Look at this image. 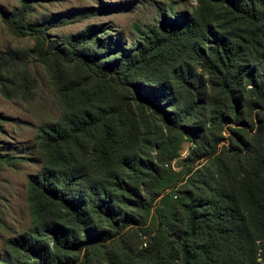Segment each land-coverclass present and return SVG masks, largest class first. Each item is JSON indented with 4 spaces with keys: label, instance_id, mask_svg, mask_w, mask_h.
<instances>
[{
    "label": "trees",
    "instance_id": "trees-1",
    "mask_svg": "<svg viewBox=\"0 0 264 264\" xmlns=\"http://www.w3.org/2000/svg\"><path fill=\"white\" fill-rule=\"evenodd\" d=\"M33 3L1 12L32 44L0 50V94L34 100V61L58 115L0 264H264V0H165L129 47L95 26L56 40Z\"/></svg>",
    "mask_w": 264,
    "mask_h": 264
},
{
    "label": "rangeland",
    "instance_id": "rangeland-1",
    "mask_svg": "<svg viewBox=\"0 0 264 264\" xmlns=\"http://www.w3.org/2000/svg\"><path fill=\"white\" fill-rule=\"evenodd\" d=\"M28 24H44L52 38L58 40L69 33L104 27L106 34L120 37L126 47L137 40L134 25L153 26L159 21V9L165 0H31ZM177 9L194 6L195 0H176ZM19 0H0V50L8 45H31L30 35H14L1 18V12H13ZM39 88L34 100L5 99L0 94V155L13 156L12 164L0 162V257L4 242L23 233L30 224L26 201L27 175L40 169L34 138L37 127L56 118L58 105L47 83L44 69L31 61ZM183 143V152L188 146ZM179 160L173 163L175 169Z\"/></svg>",
    "mask_w": 264,
    "mask_h": 264
}]
</instances>
